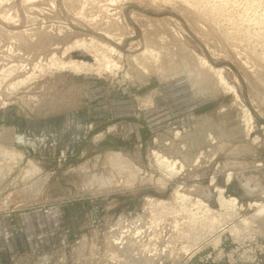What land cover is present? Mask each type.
<instances>
[{
    "label": "rangeland",
    "instance_id": "rangeland-1",
    "mask_svg": "<svg viewBox=\"0 0 264 264\" xmlns=\"http://www.w3.org/2000/svg\"><path fill=\"white\" fill-rule=\"evenodd\" d=\"M0 234V264H264V0H0Z\"/></svg>",
    "mask_w": 264,
    "mask_h": 264
},
{
    "label": "bare ground",
    "instance_id": "bare-ground-1",
    "mask_svg": "<svg viewBox=\"0 0 264 264\" xmlns=\"http://www.w3.org/2000/svg\"><path fill=\"white\" fill-rule=\"evenodd\" d=\"M84 64V66H85V63H83ZM83 64H81L82 65V67H83ZM70 66H72L71 68H77L78 66L80 67V65H77V64H74V65H70ZM85 67H87V65L85 66ZM84 68V67H83ZM82 69V68H81ZM86 69V68H85ZM89 69V67H87V70ZM8 154V153H7ZM226 200H224L223 199V197H221V196H219V202H220V204L222 205H224V204H226V202H225ZM230 202H233V201H230Z\"/></svg>",
    "mask_w": 264,
    "mask_h": 264
},
{
    "label": "crops",
    "instance_id": "crops-1",
    "mask_svg": "<svg viewBox=\"0 0 264 264\" xmlns=\"http://www.w3.org/2000/svg\"><path fill=\"white\" fill-rule=\"evenodd\" d=\"M2 238H3V236L1 237V234H0V242H1L0 244L5 245V240H4V238L3 239Z\"/></svg>",
    "mask_w": 264,
    "mask_h": 264
},
{
    "label": "water",
    "instance_id": "water-1",
    "mask_svg": "<svg viewBox=\"0 0 264 264\" xmlns=\"http://www.w3.org/2000/svg\"><path fill=\"white\" fill-rule=\"evenodd\" d=\"M81 57L83 60H90L89 56H79Z\"/></svg>",
    "mask_w": 264,
    "mask_h": 264
}]
</instances>
